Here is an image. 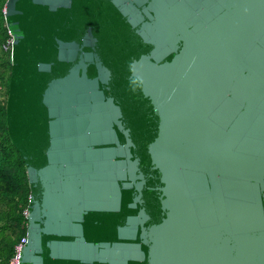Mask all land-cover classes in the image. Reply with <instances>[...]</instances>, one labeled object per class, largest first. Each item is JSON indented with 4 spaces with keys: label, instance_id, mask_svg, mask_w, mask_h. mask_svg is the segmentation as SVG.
Instances as JSON below:
<instances>
[{
    "label": "water",
    "instance_id": "1",
    "mask_svg": "<svg viewBox=\"0 0 264 264\" xmlns=\"http://www.w3.org/2000/svg\"><path fill=\"white\" fill-rule=\"evenodd\" d=\"M31 3L26 264H264V0Z\"/></svg>",
    "mask_w": 264,
    "mask_h": 264
},
{
    "label": "trees",
    "instance_id": "2",
    "mask_svg": "<svg viewBox=\"0 0 264 264\" xmlns=\"http://www.w3.org/2000/svg\"><path fill=\"white\" fill-rule=\"evenodd\" d=\"M4 3L7 4L8 9L22 10L23 13L6 16L8 28L14 34L15 40L6 89L4 122L0 132V264H8L14 253L15 244L21 236L26 234L28 219L24 216L23 210L31 206L25 162L15 142L14 90L17 62L23 41L19 36L25 33L27 18L33 5L31 0H0V16L3 15ZM15 22L19 25L18 28L10 26ZM2 205L5 207L4 210H2ZM7 229H11V234H13L8 237L10 242L6 247L4 243H7V238L3 233ZM4 239L6 240L3 242ZM27 258L28 251L24 250L21 263L26 264Z\"/></svg>",
    "mask_w": 264,
    "mask_h": 264
},
{
    "label": "rangeland",
    "instance_id": "3",
    "mask_svg": "<svg viewBox=\"0 0 264 264\" xmlns=\"http://www.w3.org/2000/svg\"><path fill=\"white\" fill-rule=\"evenodd\" d=\"M5 3H4V5H5ZM10 19H11V17H10ZM10 26L18 28L19 25L15 22V24H11ZM8 32L9 31L7 29V26H6V20H5L4 16L1 15L0 16V132L2 131V126H3V122H4V106H5V102H6V89H7V85L9 82L10 64H11L10 63L11 59L9 60L8 52L5 49V46L7 45L8 36H9ZM4 209H5V207L2 205V210H4ZM10 230L11 229H7L3 233V234H5V236L7 238V241H6L7 243H4L6 245V247H7L8 243L10 242L8 239V237L11 234ZM15 231H16V229H15ZM16 233H17V231H16ZM5 240L6 239H4L3 242Z\"/></svg>",
    "mask_w": 264,
    "mask_h": 264
},
{
    "label": "built area",
    "instance_id": "4",
    "mask_svg": "<svg viewBox=\"0 0 264 264\" xmlns=\"http://www.w3.org/2000/svg\"><path fill=\"white\" fill-rule=\"evenodd\" d=\"M2 13L3 16L6 20V16H7V4H5L2 8ZM6 26L8 29V40H7V45L5 46L6 51L9 54L10 59L12 58L13 55V46H14V40H15V36L14 34L9 30L8 25H7V21H6ZM29 200H31V197L29 196ZM23 214L26 218L29 217L30 215V210H29V206H27L24 210H23ZM28 243V237L27 235H23L20 237V239L17 241V243L14 246V253L12 255V257L10 258L8 264H22L21 263V259H22V253L25 249V247L27 246Z\"/></svg>",
    "mask_w": 264,
    "mask_h": 264
},
{
    "label": "clouds",
    "instance_id": "5",
    "mask_svg": "<svg viewBox=\"0 0 264 264\" xmlns=\"http://www.w3.org/2000/svg\"><path fill=\"white\" fill-rule=\"evenodd\" d=\"M133 83L139 85V81H133Z\"/></svg>",
    "mask_w": 264,
    "mask_h": 264
}]
</instances>
